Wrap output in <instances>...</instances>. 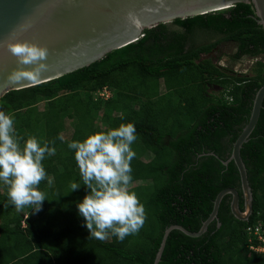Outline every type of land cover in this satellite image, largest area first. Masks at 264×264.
<instances>
[{"label": "trees", "instance_id": "1", "mask_svg": "<svg viewBox=\"0 0 264 264\" xmlns=\"http://www.w3.org/2000/svg\"><path fill=\"white\" fill-rule=\"evenodd\" d=\"M254 13L252 4L239 3L162 23L88 67L2 97L0 110L14 115L21 146L35 136L41 144L54 141L50 146L56 154L42 162L47 179L39 189L47 199L39 212L28 207L18 212L0 182V264H154L166 228L178 224L198 232L222 190L237 189L243 210L238 168L234 161L224 162L264 84V62H259L256 76L230 87L226 71L201 56L221 42L237 46L235 60L264 56V28ZM196 36L217 41L197 46ZM214 84L223 86L219 96L209 93ZM104 88L110 92L106 99L99 95ZM67 120L76 121L73 133L61 141ZM98 120L108 128L103 130ZM129 122L137 134L131 184L149 182L130 191L143 203L146 220L138 234L123 241L111 235L98 240L89 236L78 214L77 203L88 189L67 144ZM147 154L149 162L143 161ZM241 156L253 191L250 220L234 217L227 195L218 220L202 236L173 230L158 264H264V253L250 248L264 242L247 232L258 223L264 228V103ZM73 181L82 185L70 191Z\"/></svg>", "mask_w": 264, "mask_h": 264}, {"label": "water", "instance_id": "2", "mask_svg": "<svg viewBox=\"0 0 264 264\" xmlns=\"http://www.w3.org/2000/svg\"><path fill=\"white\" fill-rule=\"evenodd\" d=\"M239 3H251L258 24L264 28V0H0V99L10 91L36 86L88 67L110 52L139 41L147 29L176 19L227 10ZM129 13L139 19L140 28L132 24ZM6 41H29L48 49L47 68L39 81L14 84L9 80L17 61L5 46ZM263 103L264 84L255 96L249 121L235 141L231 157L224 162L228 165L234 161L238 168L244 209L240 208L238 190H222L198 232L178 224L166 228L154 264L160 262L173 230L193 238L202 236L218 220L221 203L227 195H231L234 217L249 221L253 213V191L241 150L257 126Z\"/></svg>", "mask_w": 264, "mask_h": 264}, {"label": "clouds", "instance_id": "3", "mask_svg": "<svg viewBox=\"0 0 264 264\" xmlns=\"http://www.w3.org/2000/svg\"><path fill=\"white\" fill-rule=\"evenodd\" d=\"M129 19L136 28L141 27L133 14L129 13ZM5 46L17 61L9 80L14 84L39 81L47 68L48 49L29 41H6ZM14 124V115L0 110V182L7 188L9 204L18 212L26 207L39 212L47 199L39 189L40 182L47 179L42 162L46 156L56 154L55 147L50 146L55 142L41 144L30 136L21 146L23 138L17 135ZM58 139L63 141L64 137L60 135ZM136 140L135 125L129 122L67 144L74 153L82 184L88 189L77 209L92 238L104 240L111 235L123 241L138 234L145 223V207L136 193L130 191L131 162L136 156L132 145ZM82 184L70 182V191Z\"/></svg>", "mask_w": 264, "mask_h": 264}, {"label": "flooded vegetation", "instance_id": "4", "mask_svg": "<svg viewBox=\"0 0 264 264\" xmlns=\"http://www.w3.org/2000/svg\"><path fill=\"white\" fill-rule=\"evenodd\" d=\"M251 4V3H250ZM255 10V8H254ZM254 17L256 18L257 20V15H256V11L254 13ZM205 37H200V36H196L195 37V41H196V44L197 46H201L203 44H208V43H215V38L214 39H207ZM224 43H227V44H232V43H229V42H224ZM220 45V44H219ZM215 47L212 51L208 52V53H203L202 56H201V59L202 60H210L212 61L213 65L217 68H223L224 71H226L225 73V78L226 80H228L230 83V87L237 83V85H240L237 81L239 79L243 80V79H249L250 76L248 75L249 71H248V68L250 67L251 69H253L254 71V74H253V77L256 76V71L255 69L259 68V62H264V56L263 55H258V56H244L242 57L240 60L237 59L235 60L233 58V55L235 54V52L237 51V46L234 44V47H233V50L228 53V59L229 61H227L226 65H221V64H216V58H220V56H216V53H217V50H218V47ZM222 46H226V45H222ZM216 56V57H215ZM228 65V66H227ZM238 69V70H237ZM246 71V73L244 72ZM235 82V83H234ZM245 83V82H243ZM214 87H218V88H222V92H223V86L221 85H218V84H214L213 85ZM230 92V89H226V93H229Z\"/></svg>", "mask_w": 264, "mask_h": 264}, {"label": "rangeland", "instance_id": "5", "mask_svg": "<svg viewBox=\"0 0 264 264\" xmlns=\"http://www.w3.org/2000/svg\"><path fill=\"white\" fill-rule=\"evenodd\" d=\"M217 41V39L215 40V42ZM222 45H226V46H222ZM233 47H234V43H232L231 45L230 44H227V43H224V42H221L219 47H218V50H217V53H216V56H220V58H216V64H221V65H226L227 61H229L228 59V53H230L232 50H233ZM215 56V57H216ZM228 66V65H227ZM224 68V67H223ZM238 70V69H237ZM248 75L251 77L253 76L254 74V71L253 69H251L250 67L248 68ZM246 73V71H244ZM222 92V88H218V87H214L213 85L209 87V93H211L212 95H215V96H219V94ZM107 97H104L103 99H106ZM41 109H44L45 107H47V104H40L39 106ZM44 107V108H43ZM7 113H10L9 111H7ZM11 114V113H10ZM76 121H73V120H67L66 121V130L65 132L63 133V137L65 140H68L71 138L72 136V133H73V129H74V124H75ZM98 124L100 125V127L104 130L106 128H108V124L98 120L97 121ZM151 159V154H147L143 157V161L145 162H149ZM149 182H142V181H138V182H135V183H132L130 184V189L131 188H134V187H137V186H146L148 185Z\"/></svg>", "mask_w": 264, "mask_h": 264}, {"label": "built area", "instance_id": "6", "mask_svg": "<svg viewBox=\"0 0 264 264\" xmlns=\"http://www.w3.org/2000/svg\"><path fill=\"white\" fill-rule=\"evenodd\" d=\"M99 95L101 97H109L110 92L107 88H104V90L99 91ZM247 232L250 236L252 235L257 236L260 241L264 242V228L261 223H258L256 226L248 228ZM250 248L254 251L264 253V246H259V247L251 246Z\"/></svg>", "mask_w": 264, "mask_h": 264}]
</instances>
